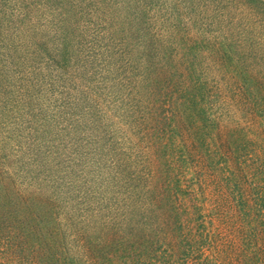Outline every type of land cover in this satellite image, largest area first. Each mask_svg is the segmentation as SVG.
<instances>
[{"label": "rangeland", "instance_id": "obj_1", "mask_svg": "<svg viewBox=\"0 0 264 264\" xmlns=\"http://www.w3.org/2000/svg\"><path fill=\"white\" fill-rule=\"evenodd\" d=\"M249 79L264 84V0H0V264H41L31 242L53 241L87 263L89 246L148 229L168 180L175 203L190 185L211 207L194 121L246 126ZM25 204L51 226L19 235Z\"/></svg>", "mask_w": 264, "mask_h": 264}, {"label": "trees", "instance_id": "obj_2", "mask_svg": "<svg viewBox=\"0 0 264 264\" xmlns=\"http://www.w3.org/2000/svg\"><path fill=\"white\" fill-rule=\"evenodd\" d=\"M247 83L250 95L239 103L240 118L247 117L249 122L246 126L239 119L233 124L225 120L223 125L211 113L201 127L194 121L188 152L198 166L197 180L205 172L209 181L217 180L216 189L206 190L216 194L214 203L209 200L211 207L203 191L198 197L188 189L190 185L182 191L189 194L188 199L175 203L182 184L168 180L157 183L149 205L144 206L148 229L131 227L123 235L89 246V262L66 260L57 241L52 243L55 252L31 242L30 254L37 253L41 264H264V125L256 119L264 117V84L257 79ZM221 205L223 211L217 216L221 223L234 216L239 219L227 232L213 218ZM29 208L23 207L30 223L19 231L23 237L41 231V225L51 226L48 218L45 223L40 220L36 205L34 210ZM44 213L52 217L50 210ZM49 230L52 239L56 231ZM17 252L24 253L22 247Z\"/></svg>", "mask_w": 264, "mask_h": 264}]
</instances>
